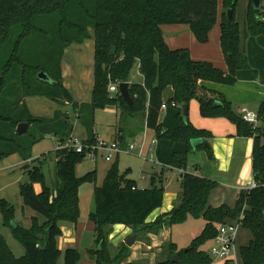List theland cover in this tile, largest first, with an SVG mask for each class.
<instances>
[{
    "label": "trees",
    "instance_id": "16d2710c",
    "mask_svg": "<svg viewBox=\"0 0 264 264\" xmlns=\"http://www.w3.org/2000/svg\"><path fill=\"white\" fill-rule=\"evenodd\" d=\"M237 0H222L219 21V45L227 69L215 67L209 61L193 60L185 47L171 49L165 43L162 24H186L200 43L217 21V0H0V159L17 153L27 174V181L18 184L22 208L31 209L29 226L13 221L14 207L0 199L2 223L11 227L12 235L23 246L24 253L14 256L0 232V264H77L76 248L63 250L56 244L61 235L60 221L75 224L79 217V186L94 181L96 170L77 176L75 169L86 156L76 152L67 142L72 140L73 120L67 113L56 111L50 118L31 115L23 101L25 96L47 97L57 104L72 103L76 118L87 130L83 143L95 144L94 112L98 108L115 107L130 117L142 112L145 126L156 138L154 155L164 168L179 170V197L172 208L146 222L147 216L160 207L164 185L161 175L157 184L135 187L127 178L128 170L119 172L116 158L107 168L99 185L93 187V209L88 218L93 222L95 247L88 249L96 264H139L126 261L129 247L121 242L111 249L108 235L114 224H123L133 232L157 233L165 225L183 223L188 218L205 221L201 231L185 248L173 241L164 246L161 259L151 264H210L212 257L203 250L217 234V226L237 220L251 238L238 248L240 264H264V99L257 108L258 125L242 119L225 97L206 88L202 82L234 85L238 69L247 61L239 50V27L234 12ZM231 9V17L226 15ZM249 34L264 36V8L254 12L251 3L247 11ZM92 38L93 85L90 101L77 104L63 85L60 60L72 43ZM137 66L140 83L130 81V72ZM43 71L48 80L39 79ZM127 82L132 100L125 104L118 92L110 93V83ZM170 86L172 95L163 100L162 93ZM198 103L203 117H224L235 126V135L252 138L251 171L257 186L240 190L233 206L208 204L210 192L217 186L215 179L186 171L187 156L193 150L205 151L214 159L207 140L209 130L196 128L180 116L181 104ZM219 102L214 104V102ZM161 103L165 113L159 120ZM26 122L33 130L22 138L16 125ZM57 137L58 146L31 157V148L44 135ZM201 138L207 146L192 149L190 139ZM122 143L124 137L118 138ZM47 159H54V183L48 185L42 171ZM34 184H39L36 191ZM134 186V188H132ZM170 215L167 219L164 216ZM241 215V217H239ZM101 246L97 248V245ZM177 254L176 260L171 259ZM225 260L223 264H229Z\"/></svg>",
    "mask_w": 264,
    "mask_h": 264
},
{
    "label": "crops",
    "instance_id": "0c3cea01",
    "mask_svg": "<svg viewBox=\"0 0 264 264\" xmlns=\"http://www.w3.org/2000/svg\"><path fill=\"white\" fill-rule=\"evenodd\" d=\"M259 4L264 8V0H259ZM250 0H237L235 5V20L238 23L239 27V50L240 53L243 54L247 61V67L238 69L236 72V79L234 85H226L217 82H209L203 81L202 84L211 90L221 93L225 99H227L230 103H241L243 106L241 108L247 107L251 110L249 112H257V108L259 103L264 99V36L262 34L250 35L248 31L247 25V11ZM222 12V0H217V21L211 28L208 33V40L205 43L198 42L188 25L186 24H162L160 25L163 38L167 46L171 49L176 48H187L189 50V54L191 59L193 60H201V61H209L215 67L220 68L222 70L227 69V65L225 63L222 51L219 45V21ZM90 38L92 34L90 33ZM90 38L85 39L82 43H73L76 45H81ZM93 39V38H92ZM71 45V51L68 50L69 47H66L63 51L62 58L60 60V69H61V78L63 85L69 90L71 93L73 102L80 103H88L90 101L91 89L93 85V49H94V41L92 46V67L90 64V60L85 54L84 56L88 58L86 60V65L88 63V67H84L83 63L79 64V69L75 68V65L72 64L73 58L83 52L85 50V46L82 49L79 47H75ZM90 46V45H89ZM88 46V47H89ZM68 50V51H67ZM90 52V50H89ZM68 56V58H67ZM75 63V60H73ZM68 71L71 78L68 76ZM142 81V76H141ZM163 93L166 95V98L163 96ZM162 93L163 100H167L172 95V89L170 86L166 87ZM24 103L26 104L31 115H34L32 112L33 107L35 108H45L46 113L41 117L50 118L54 115L56 111L64 112L72 115L74 118V122L79 123L82 126V130H80L79 136H75L76 132L74 131V123L73 130L71 133V138L83 140L87 137V130L85 127L78 121L76 118V113L73 112L72 103L65 104H57L53 100L39 95H29L24 97ZM195 102L193 105V110H191V104ZM32 107V109H31ZM188 107L187 118L191 122L193 126L196 128H203L209 130L212 134V138L207 140L208 144L211 146L212 153L214 155V159H208L205 151L204 155L201 154V164L198 168L193 171L187 172L196 174L199 176L219 179V184L226 185V187H232V193L234 194V203L238 197L240 190L245 189L252 180V171H251V151H252V138L250 137H240L235 135V126L231 122H229L224 117H203L199 114L198 103L196 100H190ZM256 108V110H253ZM65 109V110H64ZM114 116L117 117L120 114L119 109L112 107ZM165 113V108H160L159 111V120L162 119ZM35 116V115H34ZM78 124V125H79ZM114 130L110 135V140L118 139L120 137H124L122 144L127 141L139 140L144 137V145L145 148L153 147L150 144V138L154 136V133L151 129H148L145 126V118L144 115L142 117H131L129 121L125 124H121L118 121L112 125ZM94 135L97 137L98 134L95 131V125H93ZM49 135V134H47ZM44 137L51 138L56 141V147L58 146L57 137L49 135ZM34 146V145H33ZM32 146V147H33ZM51 148L52 149H55ZM50 150V149H49ZM196 151V150H193ZM47 152V151H46ZM42 153H45L44 151ZM119 153L118 155H120ZM116 155L115 158L118 156ZM32 157V156H31ZM33 158V157H32ZM114 158V159H115ZM95 160V159H94ZM22 163L25 164L28 161L22 160ZM112 161H110L111 163ZM110 165V164H109ZM109 167V166H108ZM119 169V168H118ZM173 169V168H169ZM125 170H128L127 178H130L134 181L135 187H138L134 177L131 175V169L126 167ZM177 171L176 180L178 182V191L176 193H165L163 194V202L165 205H162L156 209H154L145 219L146 222L153 221L158 215L167 213L173 206V204L178 200L179 197V170ZM106 172V171H105ZM120 173H123L119 170ZM105 175V174H104ZM155 172L150 176L151 178L155 176ZM218 182V181H217ZM157 184V182H156ZM151 186V185H150ZM149 187V186H148ZM142 188V187H138ZM146 188V187H143ZM34 189L38 191L40 189L39 184H34ZM212 190L209 194L208 204L212 207H217L221 204H226L223 202V197H214ZM169 194L170 197L165 201V195ZM227 204L228 206H233ZM32 212V211H31ZM27 212L28 219L33 215V212ZM26 213V212H25ZM89 213V212H88ZM80 212L78 220L75 224L70 223L68 221H60L61 227V235L56 238V244L60 249H64L66 247L77 246L78 241L82 238V232L88 230L89 232H93V239L95 240V235L93 231V222L89 220L88 214L87 217L80 219ZM168 216V215H167ZM164 216L163 218H167ZM197 219V218H196ZM82 220V221H81ZM26 227L29 224L26 223ZM205 224V221H204ZM204 226V225H203ZM131 228L123 225V224H114L111 227V239L110 242L113 244V247L119 245L123 240L127 239L131 233ZM133 234V233H132ZM136 236H139L135 233ZM244 233H237L236 240L240 238L241 241H247L250 239L249 235ZM175 244L176 242L173 241ZM236 242V241H235ZM246 242V243H247ZM168 242H162L161 239V230L157 233L148 232L145 235H140L136 241L132 245H127L129 247V255L126 258V261H134L140 260L142 264H151L154 261L150 260L151 257H154L157 253L161 252V257L164 254V246ZM244 245V244H243ZM177 246V244H176ZM241 246V245H240ZM72 247V248H75ZM95 247V241H93V246L86 248L91 249ZM178 248V247H177ZM236 248V247H235ZM77 249V248H76ZM140 252V253H139ZM134 253H138L133 257ZM87 264L88 262L95 261L89 256L87 252ZM237 250L235 251V259H229V261H237ZM225 261V260H224ZM223 261V262H224ZM146 262V263H143ZM86 260L83 262H79L77 264H85ZM223 264V263H222Z\"/></svg>",
    "mask_w": 264,
    "mask_h": 264
},
{
    "label": "rangeland",
    "instance_id": "374dc122",
    "mask_svg": "<svg viewBox=\"0 0 264 264\" xmlns=\"http://www.w3.org/2000/svg\"><path fill=\"white\" fill-rule=\"evenodd\" d=\"M90 33L92 34L91 28H89ZM73 44V43H72ZM71 44V45H72ZM69 45V46H71ZM75 47H79V49H82L83 46H85V50L83 52H80L79 55H77L73 60H75V63L72 60V64L75 65V68L77 70L80 68L79 64L83 63L84 67H88V63L86 65V60H90V64L92 67V46H93V39L92 37L90 40H87L81 45L73 44ZM90 45V46H89ZM68 46V47H69ZM89 46V47H88ZM72 47V46H71ZM71 47L68 48L69 51H71ZM67 50V51H68ZM90 50V52H89ZM87 55L88 58H86L84 55ZM68 58V56H67ZM68 72V71H66ZM70 77V74L68 72L67 78ZM130 81L133 83H140L141 82V75L138 72L137 66L135 65L130 72ZM163 96L166 98V95L163 93ZM26 97V96H25ZM24 100V98H23ZM191 104V110L190 113L193 110V105L195 102L190 103ZM232 108L240 112V107L243 106L241 103H231ZM246 106V111H249V109ZM32 109V107H31ZM35 116H44L47 112L45 108H35L32 109ZM65 110V109H64ZM253 110H256L254 108ZM120 114H118L117 117L114 116V112L112 107H105V108H98L94 112V125H95V131L97 132L99 138L103 139L104 141H108L110 139V135L112 134L114 127L112 126L115 121L120 122L121 124H125L127 121L131 119V117L124 111H119ZM256 113V111L254 112ZM73 113H70V117L72 118ZM142 117V112L134 114V118ZM74 123V131L76 132V137L79 136L80 130H82V126L79 123L74 122V118H72ZM79 124V125H78ZM17 126V125H16ZM33 130V127L29 126L27 131L21 133V137L25 138L28 136V133ZM56 147V141L44 137L40 139L34 146L31 148V156L33 158H36L38 156H41L42 152L49 151L51 148ZM203 153V154H202ZM153 155H147L146 157L138 156L136 154L132 153H121L116 157L117 165L119 170L122 172L125 171L126 167H129L131 169V175L134 177V180L138 187H148L151 185V174L155 172V180L156 183L158 181V176L161 175L162 182L164 185V192L165 193H176L178 191V182L176 180L177 171L175 169H169L164 168L162 169V166L158 164L155 161L154 153ZM201 154L204 155L203 150H196L191 151L188 153L187 156V170L193 171L196 168L199 167L201 164ZM115 158V157H114ZM110 164V161L105 160L100 155H97L95 157V160H93L90 156H85L83 161L79 164H77L75 173L77 176H81L84 173L95 169V179L94 181H85L81 183L79 186L78 192H79V208H80V219H83L87 217V214L90 210L93 209V187L94 185H99L102 182V179L104 178L105 171L107 170L108 166ZM22 161L20 156L17 153H13L3 159H0V199L7 200L10 204L14 207V218L13 221L16 222L19 225L26 226L30 218L28 219L27 212H31V209L24 207L22 208V199L19 194L18 184L21 182L27 181V174L22 168ZM42 171L45 176L46 183L50 186L54 183L55 177H54V159H47L44 164ZM218 181L217 186L213 189L215 197H223V202L229 205H232L234 203V194L232 193V187H226V185L219 184V179H216ZM251 181V180H250ZM170 197L169 194L165 195V201ZM162 205H165V202H163ZM26 212V213H25ZM32 213V212H31ZM168 218V217H167ZM165 218V219H167ZM82 221V220H81ZM60 225V224H59ZM204 225V220L202 218H188L183 223H176L171 225H165L161 228V239L162 242H170L175 241L177 244V247L185 248L191 241V239L196 236L202 229ZM0 232L4 236L6 243L14 256L18 257L23 255L24 249L21 243L14 238L11 232V227L8 225H5L2 223L1 217H0ZM239 233H244L246 235H249L251 238V234L247 229H244L242 227H239L238 229ZM130 233H135L130 230ZM111 234V233H110ZM108 235V243L113 247V244L110 242L111 235ZM138 234V233H137ZM146 233L138 234L145 235ZM243 234V235H244ZM135 237L133 241L130 243L132 245L136 239L139 237ZM126 240V239H125ZM123 240V242H125ZM93 232H89L88 230L82 232V238L80 241H78L77 246H72L77 248V250L80 253V260L79 262H83L86 260L87 264V249L89 247L93 246ZM235 251H238V248L240 245L246 244L247 241H241L240 238L238 240H235ZM129 245V246H130ZM210 246V243H206L203 245V250L207 251ZM140 253V252H139ZM138 253H134L133 257L137 255ZM161 252L157 253L154 257H151L150 260L156 262L157 260L161 259ZM237 261H230L229 264H240V261L238 259V253L236 257ZM224 260L222 259H213L210 264H222ZM134 262H137L139 264H142V261L140 260H134ZM146 263V262H143ZM57 264H62V256L59 257ZM88 264H94L92 261L91 263L88 262Z\"/></svg>",
    "mask_w": 264,
    "mask_h": 264
},
{
    "label": "built area",
    "instance_id": "2783aa9c",
    "mask_svg": "<svg viewBox=\"0 0 264 264\" xmlns=\"http://www.w3.org/2000/svg\"><path fill=\"white\" fill-rule=\"evenodd\" d=\"M108 92H118V83L112 82L107 87ZM165 103H161L160 108H165ZM240 114L243 120L250 123L252 127H256L259 123L257 113L246 111L244 108L240 109ZM49 136V135H46ZM156 138L153 136L150 138V144L153 147L145 148L144 137L139 140L127 141L122 144L118 139L110 141H104L103 139L96 137L95 144L83 143L80 139H73L67 142V145H72L76 152H86V156H90L93 160L97 155H100L107 161H112L119 153H132L138 156L146 157L152 156L154 153V147ZM155 158V155H154ZM155 161L157 162L156 158ZM158 163V162H157ZM159 164V163H158ZM257 186V183L252 178L250 183L245 189H251ZM134 188V186H132ZM241 217V215H239ZM239 223L237 220L222 223L217 226V234L210 242V246L206 251L213 259L229 260L235 259V240L239 229Z\"/></svg>",
    "mask_w": 264,
    "mask_h": 264
},
{
    "label": "water",
    "instance_id": "95a60500",
    "mask_svg": "<svg viewBox=\"0 0 264 264\" xmlns=\"http://www.w3.org/2000/svg\"><path fill=\"white\" fill-rule=\"evenodd\" d=\"M251 1V5H252V8L254 9V12L257 14L258 13V10H259V0H250ZM231 9H227L226 11V15L228 18L231 17ZM37 77L39 79H43V80H48V77L47 75L43 72V71H39L37 73ZM118 93L120 95V97L123 99V101L125 102L126 105H128L129 107L131 106V103H132V100H131V97H130V94H129V91H128V83L127 82H120L118 84ZM219 102L215 101L214 104H218ZM188 111V107H187V104L183 103L181 104V107H180V116L182 118V121L183 122H187V112ZM26 127H27V123L26 122H20L17 124L16 126V133L17 134H21L23 133L25 130H26ZM190 144H191V147L192 149H195L197 145H200V144H203L204 146H207V143L203 142V139L201 138H192L190 139ZM167 217H170V215H168ZM136 234L133 233L131 234L126 240H125V244L126 245H130V243L133 241V239L135 238ZM101 246V243H99L97 245V248H99ZM176 257H177V254H173L171 259L173 261L176 260Z\"/></svg>",
    "mask_w": 264,
    "mask_h": 264
}]
</instances>
